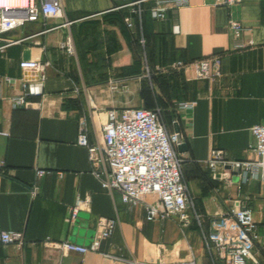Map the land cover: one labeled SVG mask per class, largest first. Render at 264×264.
Instances as JSON below:
<instances>
[{
    "label": "crops",
    "instance_id": "crops-1",
    "mask_svg": "<svg viewBox=\"0 0 264 264\" xmlns=\"http://www.w3.org/2000/svg\"><path fill=\"white\" fill-rule=\"evenodd\" d=\"M59 1V17L1 36L0 228L23 233L25 243L0 245V264H206L203 237L209 218L237 207L251 211L263 234L264 183L242 182L238 173L221 168L217 175L226 177L217 179L205 162L213 149L228 161L255 159L250 128L264 126V0H241L231 9L215 7L213 0H188L164 21L148 13L141 23L133 18L132 28L121 20L127 8H118L117 0ZM230 19L243 27V48L234 49ZM67 37L73 40V55L59 48ZM107 47L113 48L110 55ZM215 56L221 59L217 82L195 79L191 68L171 67ZM23 60L49 67L43 95L18 106L24 85L37 81L34 72L19 68ZM180 102L194 106L178 110ZM171 106L186 147L185 153L177 152L190 200L185 227L174 217L148 222L142 205L129 207L118 192L104 190L87 150L77 145L80 119L89 143L98 144L109 110L167 112ZM172 122L166 125L170 133ZM37 171L45 174L37 177ZM85 199L69 223L70 208ZM100 217L116 220V226L99 253H62L49 244H88Z\"/></svg>",
    "mask_w": 264,
    "mask_h": 264
},
{
    "label": "built area",
    "instance_id": "built-area-1",
    "mask_svg": "<svg viewBox=\"0 0 264 264\" xmlns=\"http://www.w3.org/2000/svg\"><path fill=\"white\" fill-rule=\"evenodd\" d=\"M117 1L121 2L118 8L128 9L129 15L123 20L127 28L133 27V18L141 23L144 13H148L152 20L160 22L167 18L169 11L175 12L188 4V0ZM240 2L241 0H213V6L231 9ZM60 15L59 0H0V42L4 41L1 36L5 33L28 23L45 21ZM228 30L234 49L243 48V27L240 22L230 19ZM173 31H177V26ZM2 48L0 47V50ZM59 48L68 55H73L72 38H65ZM18 66L21 70L32 71L37 75L35 83L24 85V92L16 101L18 106H25L30 97L43 95L42 83L49 63L23 60ZM171 67L175 70L191 68L195 79L210 83L217 82L222 77L221 59L217 56L191 62L177 61ZM193 106V102H180L176 109H191ZM172 123L178 124V121L173 120ZM250 133L253 138L250 150L255 155L253 160L228 161L223 151L211 150L205 165L215 178H224L227 171L238 169L242 182L252 180L264 183V126H252ZM77 145L87 150L89 163L100 186L108 192H118L122 203L129 207L142 205L146 221L174 217L183 227L187 226L186 212L190 200L182 175L183 160L176 151V134L167 131L159 109L132 107L109 110L107 121L101 128L98 144L89 143L86 122L80 119ZM219 168L226 173L217 175L216 170ZM44 174L43 171L36 172L37 177ZM147 196H152L154 202H144ZM87 202V199L77 201L70 208L69 223L77 218L80 208ZM199 217L195 215L197 220ZM262 222L264 224V219ZM115 226L116 220L100 217L96 220V234L88 244L81 245L69 241L49 244L62 253H99L101 242L111 236ZM203 240L208 257L206 264H260L256 253L264 258V233H260L259 225L246 207L232 208L209 218L208 231ZM24 243L23 233L0 228V245H16L21 248ZM129 264L139 263L132 261ZM175 264L197 263L189 260Z\"/></svg>",
    "mask_w": 264,
    "mask_h": 264
},
{
    "label": "trees",
    "instance_id": "trees-1",
    "mask_svg": "<svg viewBox=\"0 0 264 264\" xmlns=\"http://www.w3.org/2000/svg\"><path fill=\"white\" fill-rule=\"evenodd\" d=\"M126 10H127L126 12H121V20L122 21L124 20L125 17L128 16V9H126ZM112 52H113V48L107 47L106 54L110 55ZM174 108L175 107L171 106L169 111H167V112H163V110H162L161 115H162V118H163L165 125L171 124L173 118H176V113H175ZM146 109H151V108H146ZM199 211L201 212V210H199Z\"/></svg>",
    "mask_w": 264,
    "mask_h": 264
},
{
    "label": "water",
    "instance_id": "water-1",
    "mask_svg": "<svg viewBox=\"0 0 264 264\" xmlns=\"http://www.w3.org/2000/svg\"><path fill=\"white\" fill-rule=\"evenodd\" d=\"M174 133L176 134V140H177V143H178L177 152L180 153V154L181 153H185L186 152V147H185V144L182 143L178 124H174ZM233 172L234 173H238L239 170L238 169H233Z\"/></svg>",
    "mask_w": 264,
    "mask_h": 264
}]
</instances>
